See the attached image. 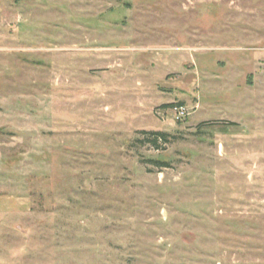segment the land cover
<instances>
[{"label":"rangeland","instance_id":"374dc122","mask_svg":"<svg viewBox=\"0 0 264 264\" xmlns=\"http://www.w3.org/2000/svg\"><path fill=\"white\" fill-rule=\"evenodd\" d=\"M0 186L23 264H264V0H0Z\"/></svg>","mask_w":264,"mask_h":264},{"label":"crops","instance_id":"0c3cea01","mask_svg":"<svg viewBox=\"0 0 264 264\" xmlns=\"http://www.w3.org/2000/svg\"><path fill=\"white\" fill-rule=\"evenodd\" d=\"M32 207L33 200L31 196L22 189L12 186H0V264L24 263V260L21 261L19 258L13 260L16 259L13 249L24 250L25 246L17 245L18 247H14L4 238L6 239L10 234H16L19 230H22L20 226L18 229L10 226L31 213Z\"/></svg>","mask_w":264,"mask_h":264},{"label":"trees","instance_id":"16d2710c","mask_svg":"<svg viewBox=\"0 0 264 264\" xmlns=\"http://www.w3.org/2000/svg\"><path fill=\"white\" fill-rule=\"evenodd\" d=\"M143 134L149 135V137H146L144 139H140L141 142H147L149 143L154 149H160V142L168 143L170 142V135L164 131H140ZM150 162L157 166L167 167L169 166L166 161H160V160H150Z\"/></svg>","mask_w":264,"mask_h":264},{"label":"built area","instance_id":"2783aa9c","mask_svg":"<svg viewBox=\"0 0 264 264\" xmlns=\"http://www.w3.org/2000/svg\"><path fill=\"white\" fill-rule=\"evenodd\" d=\"M174 111H175L176 118L181 119L183 118V116H185L187 112V108L185 107V105H176L174 107Z\"/></svg>","mask_w":264,"mask_h":264}]
</instances>
